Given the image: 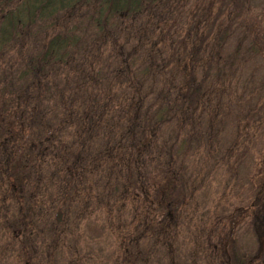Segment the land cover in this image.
<instances>
[{
  "label": "trees",
  "instance_id": "16d2710c",
  "mask_svg": "<svg viewBox=\"0 0 264 264\" xmlns=\"http://www.w3.org/2000/svg\"><path fill=\"white\" fill-rule=\"evenodd\" d=\"M183 1L0 0V264H58L59 248L71 264H89L75 245L92 249L87 237L103 232L114 253L108 264L143 261V238L171 251L173 195L184 183L181 159L159 128L172 125L178 139L205 123L212 137L218 124L209 103L226 95L230 75L257 59L264 70L257 26L234 24L247 0L203 2L200 27V8L184 13ZM219 14L225 18L216 24ZM237 27L240 39L229 47ZM43 30L53 34L31 54L28 41ZM88 42L92 50L107 45L105 64L101 51L87 64L76 61ZM52 166L54 182L45 178ZM254 184L226 230L215 228L221 246L206 237L220 264H257L239 255L240 224H250L256 255L264 251V169Z\"/></svg>",
  "mask_w": 264,
  "mask_h": 264
},
{
  "label": "rangeland",
  "instance_id": "374dc122",
  "mask_svg": "<svg viewBox=\"0 0 264 264\" xmlns=\"http://www.w3.org/2000/svg\"><path fill=\"white\" fill-rule=\"evenodd\" d=\"M206 1L209 0H200V5L197 4L198 0L181 2L184 13L186 11L194 12V4L200 8V12L194 17V19H200L199 27L202 21L201 13L206 12L207 9L203 4ZM245 7L246 13H242V18L237 19V24H234L257 26L255 27L256 32L264 40V0H247ZM224 18V14H219L216 24L221 23ZM180 19H182L180 22L185 25V18ZM188 20L186 26H189L191 21V19ZM80 22V34L85 35L87 31L84 29V21ZM191 24L195 26L194 22ZM234 29V32L226 40V45L229 47H232L240 39L241 28ZM131 31L135 32L134 29ZM51 34H53L51 30L34 33L28 41V52L32 54L39 49L43 38ZM131 36H133L132 33ZM242 45L244 46V42ZM83 49L76 57L77 62L85 61L87 64L88 61L95 60L101 51L105 64L107 45L101 47L100 50H92L88 42V45H84ZM8 57L9 55L4 59L7 60ZM260 65L259 59L253 60V62L245 64L242 72L230 75V86L227 87L226 95L221 97V93H218L217 99L209 103L211 108L215 106V122L216 125L218 124V131L212 137L208 138V134L204 135L205 123H201L199 126H196L195 123L190 124L181 131L178 139L174 137L172 125L165 124L163 128H159L158 134L162 136L161 138L173 142L174 159H181L178 165L180 170L178 175L180 184L184 183V185H178L181 189L178 188L173 195L179 206L173 226L176 234L170 239L171 251L166 253L163 249L156 248L157 245L153 244L149 238H143L140 242L141 248H139L149 255L145 256L147 254H144L143 261L138 257L135 263L132 262L133 264L224 263L220 262L223 257L217 259L213 253L210 255L206 237H209L211 246H221L218 244L222 234L220 233L219 237H214L215 228L219 225L220 229L221 225L222 230H226L224 229L228 225L226 217L232 208L245 206L246 202L252 199L255 177L257 172L259 174L264 169V70ZM211 115V112H205L202 118ZM93 148L95 149V146L90 150ZM95 152L91 151L90 155ZM55 170L52 166L46 171L45 178L48 181L54 182ZM87 174L85 169L84 176L86 177ZM81 186L78 185V187ZM169 195L168 193V198L165 200H169ZM172 203L174 204V202ZM124 217H127L126 213ZM9 219L11 220V214H9ZM198 234L200 239L195 238V235ZM89 237L87 240L94 241L96 245H93L92 249L88 242L85 244L78 241L75 245L78 248L77 251L83 253V258L89 260V264L112 263L114 259L110 260L114 253L109 234L103 232L94 236L92 233ZM234 239L243 260L253 261L254 259L257 264H264V251L262 254L256 255L257 242L249 223L240 224L236 228ZM71 245H74V242ZM63 249H58L60 251L56 255L58 264H71L70 256H65L62 253ZM86 250H89L91 255L85 254Z\"/></svg>",
  "mask_w": 264,
  "mask_h": 264
}]
</instances>
